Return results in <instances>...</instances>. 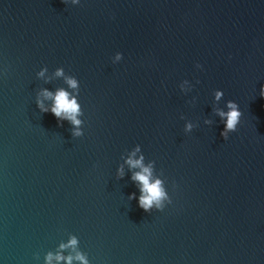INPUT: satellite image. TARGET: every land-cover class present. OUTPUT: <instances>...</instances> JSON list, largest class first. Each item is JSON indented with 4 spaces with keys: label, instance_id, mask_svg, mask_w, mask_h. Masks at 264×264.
Segmentation results:
<instances>
[{
    "label": "water",
    "instance_id": "obj_1",
    "mask_svg": "<svg viewBox=\"0 0 264 264\" xmlns=\"http://www.w3.org/2000/svg\"><path fill=\"white\" fill-rule=\"evenodd\" d=\"M262 86L264 0H0V264H264ZM61 88L82 136L37 108Z\"/></svg>",
    "mask_w": 264,
    "mask_h": 264
},
{
    "label": "clouds",
    "instance_id": "obj_2",
    "mask_svg": "<svg viewBox=\"0 0 264 264\" xmlns=\"http://www.w3.org/2000/svg\"><path fill=\"white\" fill-rule=\"evenodd\" d=\"M67 2V0H65ZM78 0H73V3H77ZM122 54H117L116 60H121ZM197 67L200 68L201 65L197 64ZM47 69L42 70L38 75L40 77L44 76V72ZM56 76H63L64 71L62 68L57 69ZM66 83L70 88L77 89L78 82L76 79L72 77H66ZM187 83V81H185ZM223 95V92H216V99L219 100ZM43 97L41 99L40 97ZM260 96L264 97V86L261 87ZM44 100H51L52 106L51 108L45 107ZM37 108L42 112H51L58 120V122L67 120L74 126V131L72 135L74 137L82 136L83 133L79 130V126L81 125V120L77 117L81 115L80 105L77 103L76 98L70 96V93L64 90L63 88L58 89L55 93L49 92L47 89L41 91V93L37 97ZM228 111L224 112L220 109L216 110L217 115L221 117L224 121V129L221 132V136L224 140H227L229 137V133L235 132L237 130V126L240 123L242 112L239 110L237 103L229 100L227 102ZM205 123H211V121H205ZM62 126V125H61ZM193 129V124L188 123L184 129V131L191 132ZM137 151H139V147H137ZM143 157L138 160H133L129 158L127 163L132 168H140L139 172L133 174L132 179L138 182L140 186V196L138 199V205L145 212L150 213L153 209L163 210L167 204H171L172 201L168 196V193L165 191L163 182L159 179H153L152 177V169L151 167H145L142 163ZM118 174L123 176V169L118 170ZM136 199V194L132 193L129 196V200ZM77 244V239L73 237L68 245H61V248L65 247H75ZM53 259L56 261L66 260L67 264H71L73 257H63L59 253L56 254L55 257L51 253L46 257V264H52ZM75 259L81 261V264H88L87 259L84 255L77 253Z\"/></svg>",
    "mask_w": 264,
    "mask_h": 264
}]
</instances>
